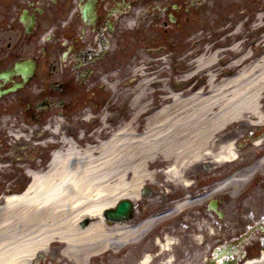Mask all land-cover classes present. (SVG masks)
<instances>
[{
  "label": "bare ground",
  "instance_id": "obj_1",
  "mask_svg": "<svg viewBox=\"0 0 264 264\" xmlns=\"http://www.w3.org/2000/svg\"><path fill=\"white\" fill-rule=\"evenodd\" d=\"M224 29L220 25L218 31ZM235 32H240V26ZM207 40L206 35L192 39L195 43ZM257 41L239 53L240 44H236L221 60L216 59L219 52L215 51L190 63L194 70L186 78L195 76L171 88L165 86L164 78L153 76H163V69L150 63L146 68L142 62L133 71L141 79L134 89L126 88L131 96V118L105 137L103 132L113 124L102 119L87 144H75L61 131L57 120L51 137L61 142L63 149L54 153L46 169L32 175L25 193L7 195L0 204V264H29L36 253L46 251L54 242L63 243L61 255L68 264H93L107 254L110 243L129 244L155 223L156 219H146L139 226H108L103 213L122 199L138 200L145 185L156 178L150 169L159 165L158 160L169 168L177 186L188 185L189 169L198 165H225L232 159L237 162L238 138L232 132L264 125L260 104L264 97V40ZM189 56L193 53L183 61ZM202 80L205 85H200ZM192 81L194 85L189 86ZM121 85L114 83L112 87L117 91ZM156 86L157 94L170 93L172 97L151 102L148 90ZM246 116H255L256 121L233 124ZM137 120L144 125L140 132L136 130ZM218 170L211 177L222 176ZM152 245L144 250L140 264L154 261L150 252L156 249L157 240ZM169 247L168 241L163 250ZM138 252L130 251V256L124 257L129 259L126 264H133ZM257 264H264V260Z\"/></svg>",
  "mask_w": 264,
  "mask_h": 264
},
{
  "label": "flooded vegetation",
  "instance_id": "obj_2",
  "mask_svg": "<svg viewBox=\"0 0 264 264\" xmlns=\"http://www.w3.org/2000/svg\"><path fill=\"white\" fill-rule=\"evenodd\" d=\"M185 1L0 0V201L21 191L30 173L49 160L52 145L38 144L51 140L46 129L53 117L64 115L68 123L76 118L80 128L78 120L86 112L118 110L116 94L105 87L98 97L96 91L102 87L100 79H109V86L114 82L113 63L128 44L125 36L132 30V19L140 21L137 27L149 19H169ZM163 25L174 30L169 23ZM102 62L109 68L100 71ZM88 80L91 86L81 88ZM233 137L239 140L240 161L221 180V193L213 197L212 184L194 169L195 184L187 199L191 207L160 223L161 239L175 236L173 264H220L212 257L224 248L223 262L262 260L264 125L253 124L233 132ZM213 200L222 213L219 223H213ZM172 212L167 209L165 215ZM141 218L138 211L136 222ZM232 243L235 247L228 246ZM235 248L240 262L233 261Z\"/></svg>",
  "mask_w": 264,
  "mask_h": 264
},
{
  "label": "rangeland",
  "instance_id": "obj_3",
  "mask_svg": "<svg viewBox=\"0 0 264 264\" xmlns=\"http://www.w3.org/2000/svg\"><path fill=\"white\" fill-rule=\"evenodd\" d=\"M203 0V1H197V2H192L193 4L198 3V7L196 10L201 11L199 14H196L195 12H192L189 14V17L193 19L192 22L190 23H185L183 18H184V8H187L190 6L191 3L188 1L182 2L181 3V10L178 12V18H180V23L181 27L179 32L177 33H168V32H163V31H156V28H161V21L164 19H167V16H163L160 19L150 21L151 19L145 21L146 23H143L140 25V28H135L132 31H128L126 33V38L129 39V44L118 54L116 55V62L113 63L114 67L118 68V74H115L117 78H119V82H128V86L125 87V85L122 84V91H117L116 92V98L114 100V104L117 105V107H121L119 111V115H124L120 120L117 121L119 124L121 121L125 120L124 122L127 121L129 118V112L130 109L128 106V99H130V95L128 96V92H126V88H129V86L134 89L135 86L137 85L138 81L141 79L140 76H134V70L139 68L138 66L143 62L144 64L150 63L151 66L155 67L157 65L160 69H163L165 73L163 76L158 75L156 73L153 74L155 76V79H161L164 78L162 81L165 83V86L170 87V82L172 81V86H175L177 84H181L182 82H179L181 78H184L188 74H190L191 70L194 69L193 65L189 66L190 63L194 62L193 57L198 56V55H203L207 53L208 50H203L205 47H208L209 42H203L200 41L195 43L193 45V41L191 40L192 37L196 36V39L200 40L201 37H203L205 34L208 37L212 36V40L209 44V46H212V51L217 50L216 48L223 46L225 44H229V41H225L223 38L226 37V35H222L221 33H218L217 31L220 29V25H230L234 26L236 25L237 22L244 21L248 17V29H245L246 31H241L240 36H234V39L232 42L238 41L241 38H247L245 41V44L247 45L248 43H252L253 40H260L262 34L264 33V29H261L257 32L254 33V30H252V26L255 24V20L250 19L253 17V14L257 12V8H260L262 11L264 9V0ZM223 10L224 13L218 11V9ZM194 11V10H193ZM264 12V11H262ZM243 13V14H242ZM246 16V17H244ZM244 17V18H243ZM154 24H156V27L154 28ZM225 27V26H224ZM216 32V33H215ZM233 32V31H232ZM231 32V33H232ZM257 41V42H258ZM256 42V43H257ZM260 42V41H259ZM237 44V43H235ZM200 46V48L197 50V48ZM244 47L239 49V51L243 50ZM193 50V51H192ZM120 51V50H117ZM196 51V54H194ZM238 51V52H239ZM193 52V56H189L190 59L188 58L186 61H183L187 55L191 54ZM204 58V57H201ZM160 60L162 61V64H157L155 61ZM140 63V64H139ZM109 68V64H106L102 62L100 64V71H104V69ZM154 71V70H153ZM184 75V76H183ZM203 74L197 76L202 77ZM134 78L135 80L131 79ZM195 78V80L197 79ZM131 81V82H130ZM92 80H88L85 83L82 84L81 88H86L87 86H91ZM194 83L192 81L189 83L191 86ZM205 82L202 80L200 85H202ZM184 84V83H183ZM187 84V85H189ZM156 89V93L152 94L153 89H149V94L152 95V102L154 101L153 98L156 100L160 99L164 94H157L159 91V88L154 87ZM181 91L179 90L178 93ZM105 94V89L104 87L98 88L96 91V95L98 97H102ZM167 95L164 96V98ZM127 104V105H126ZM156 108V107H154ZM123 111V112H122ZM86 112V111H85ZM89 115V114H87ZM57 119H61V115L56 116ZM141 124V121H140ZM138 125V122L136 126ZM95 125H90L87 123V126H85L86 130H91ZM111 128V127H110ZM46 154V153H45ZM40 155V156H44ZM43 164L47 163V161H42ZM237 165V164H235ZM232 165L225 166V170L231 171L232 170ZM230 173V174H231ZM229 174V175H230ZM214 179H207L205 183H210L215 181ZM161 181V178H159ZM154 186L156 187L157 192H155ZM152 186V192L154 194H158L157 200L159 201H165V198H173L174 196L178 195H167V193L164 190H161L158 186L154 185ZM22 190V189H21ZM153 196V195H151ZM161 199V200H160ZM163 202L160 203V210L162 208ZM151 208L149 205H145L142 207V214L144 216L148 215L151 213ZM160 212V211H159ZM165 217L163 216L161 218V221H163ZM156 224L152 225L149 229V231H152L154 234L156 232L155 228ZM152 241H148L145 244V247L143 249H146L148 246L152 245ZM138 247H143V243L137 242ZM136 245V244H133ZM135 246H126V247H114L116 250V253L114 252H109L105 256L95 259L93 264H126L129 262L128 260H125L124 257H129L130 256V251L134 249ZM156 251V250H155ZM158 254V251H156ZM153 255V252H152ZM158 256V255H157ZM160 255L158 256V258ZM56 264H63L65 260L59 261L56 260ZM157 259L152 263L156 264Z\"/></svg>",
  "mask_w": 264,
  "mask_h": 264
},
{
  "label": "water",
  "instance_id": "obj_4",
  "mask_svg": "<svg viewBox=\"0 0 264 264\" xmlns=\"http://www.w3.org/2000/svg\"><path fill=\"white\" fill-rule=\"evenodd\" d=\"M130 204L122 201L116 208L115 211H106L105 218L111 221H124L128 215Z\"/></svg>",
  "mask_w": 264,
  "mask_h": 264
}]
</instances>
